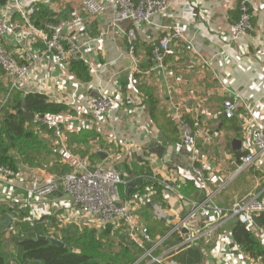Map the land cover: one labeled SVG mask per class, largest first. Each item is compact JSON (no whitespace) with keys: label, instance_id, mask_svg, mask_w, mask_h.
I'll return each instance as SVG.
<instances>
[{"label":"crops","instance_id":"crops-1","mask_svg":"<svg viewBox=\"0 0 264 264\" xmlns=\"http://www.w3.org/2000/svg\"><path fill=\"white\" fill-rule=\"evenodd\" d=\"M79 1L52 0L51 7L59 9L63 17L79 6ZM167 2L165 16L156 15L151 25L135 28L136 70L131 69L127 55L128 24L113 26L111 9L105 6L98 17L75 35L77 42L95 39L84 49L91 78L89 82L76 80L80 84L76 96H72L75 82L72 77L40 83L46 71L59 75L56 67L36 71L21 91L44 93L50 100L68 107L70 111L66 114L71 124L66 122L63 126L66 141L69 135L81 130L94 131L96 144L90 150L107 156L96 163L112 166L126 175L150 172L148 176L168 184H180L186 178L195 180L194 165L205 166L207 183L203 191L212 193V203L221 208H230L253 192L262 196L264 187L262 190L258 187L264 185L263 169L238 173L235 170L237 155H245L252 147L251 132L255 125L264 128V0H250L253 30L248 37L236 41L231 36L238 0ZM174 29L180 30L185 40L173 42L163 68H156L151 43ZM100 94L115 102L116 122L88 111L89 99ZM237 95L247 110L241 105L232 118H224L223 101H233ZM179 118L189 124L196 136L194 150L182 144ZM159 137L167 144L162 159L152 153L161 146ZM46 140L54 147L52 134ZM233 140L240 142L237 149L232 146ZM224 182L225 187L216 191ZM163 199L167 207L162 208L169 220H179L190 208L188 202H181L175 194L167 197L163 194ZM51 202L54 205L39 206L36 216L61 212L63 223H70L66 211L70 200L58 193ZM255 217L254 225L261 229ZM218 218L212 215L199 219L194 226L198 227L201 220L208 227L214 226ZM231 244L227 223L214 231L198 264H249L250 259ZM261 245L264 248V242ZM170 246L169 242L167 247ZM180 256L177 252L176 263L187 264L185 258L182 259L186 263L179 260ZM190 261L196 263L194 258Z\"/></svg>","mask_w":264,"mask_h":264},{"label":"built area","instance_id":"built-area-1","mask_svg":"<svg viewBox=\"0 0 264 264\" xmlns=\"http://www.w3.org/2000/svg\"><path fill=\"white\" fill-rule=\"evenodd\" d=\"M51 4L52 0H6L1 8L0 40L7 41L0 42V69L11 90L22 92L23 84L31 80L36 71L56 67L59 75L54 76L50 71H46V76L40 80V83L45 84L48 80L58 82L59 78L72 77L75 80L72 96L75 97L80 84L76 83V79L71 74L70 64L77 60L86 64L84 49L95 42V39L77 42L75 35L98 17L105 6L111 9L113 26L128 24L125 30L127 55L131 69L136 70L135 28L151 25L154 16H165L169 8L167 0H80L79 6H75L66 18L52 23L35 24L33 16L38 6L51 7ZM250 5V0L237 2V19L232 24L231 36L234 41L248 37L253 30ZM52 9L55 16L60 13L59 9ZM181 40H185L184 34L174 29L151 43V56L156 68H163L170 45ZM88 105L90 113L100 118L112 119L114 122L118 120L115 114V102L105 95L100 94L90 98ZM241 105L247 110L245 102L239 95L233 101L224 100L222 103L224 118H232ZM66 113L34 116L31 123L43 124L51 131L54 151L61 162L71 168L69 173L55 177L42 168L23 164L18 166L16 173L0 167V207L5 204L11 208L7 215L10 221L2 226L4 237H22L24 232L20 228L22 219L19 213L27 208L29 217L24 220L33 225V221L40 217L36 216L39 206L47 203L54 205L51 202L52 196L62 193L70 200L66 209L70 215V223L85 224L89 227L122 224L125 227L127 241L140 251L139 257L133 264H177L175 256L178 250L201 243L207 246L217 228L234 221L247 226L259 242H264V231L254 225V217L264 213V197L258 192H253L230 208L214 205L211 201L213 194L203 191L206 190L207 183L205 166L193 169L197 187L206 194L201 202L185 198L180 193V184L158 181L164 196L175 194L181 202L189 203L188 212L179 220H169L158 203V205L150 203L153 199H150L153 195L150 190L142 197L136 195L132 200H122L119 187L126 184V174H122L112 166L91 164L87 158H81L68 149L63 126L66 122L71 124V121ZM177 121L182 144L194 150L196 136L192 133L189 124L181 118ZM255 127L251 132L252 147L240 158L235 173L245 169L264 170V128L257 124ZM225 185V182L219 185L216 191L221 190ZM146 202L152 205V215L157 219H164L168 228L163 235L156 238L150 236L138 214L139 206ZM212 215L219 216L216 225L206 226L202 230L194 226L196 220L207 219ZM184 228L188 231L187 238L182 237L181 231ZM173 240H176L177 244L167 247V244ZM206 254L207 252H204V255ZM255 263L254 260H249V264ZM10 264L17 263L11 261Z\"/></svg>","mask_w":264,"mask_h":264},{"label":"trees","instance_id":"trees-1","mask_svg":"<svg viewBox=\"0 0 264 264\" xmlns=\"http://www.w3.org/2000/svg\"><path fill=\"white\" fill-rule=\"evenodd\" d=\"M5 3L6 0H0V11ZM55 15L51 7L39 5L33 19L35 24L41 25L64 19L68 13L63 17L58 13L57 16ZM69 69L76 80L89 82L90 71L83 61H74L70 64ZM3 79V73H0V167L16 173L18 166L23 164L28 167L42 168L55 177L69 173L71 168L61 162L50 142H43L51 134V131L43 124H32L19 118L22 115L23 103L27 110L37 117L66 113L70 111L68 107L50 100L44 94H23L18 90H11ZM139 90L144 92L143 87H139ZM152 109L150 107L151 113ZM95 137V132L91 130L73 133L68 136V149L81 158H87L91 164L100 162L97 152L90 150L96 144ZM99 146L101 149L102 146ZM242 155L244 154L237 155V164ZM194 166L199 167L198 164ZM140 174L129 173L127 175L126 184L119 187L122 200H132L136 195L142 197L150 190L154 193L153 201L166 208L167 204L164 202L157 179L148 176L151 175L150 172L144 174L141 172ZM130 184H133L134 187L131 192H128ZM180 185L181 194L185 198L195 199L197 202L205 199V194L197 187L195 180L186 178ZM263 187L264 185H260L258 189L262 190ZM262 197H264V191ZM153 201L150 203H154ZM151 209L152 205L146 202L139 206L138 214L150 236L156 238L163 235L168 228L165 226L164 219L152 216ZM10 211L11 208L8 205L3 204L0 207V223ZM61 215V212L45 214L34 220L33 225H30L28 221L24 220L29 217L28 209L22 210L19 213L22 219L20 228L24 232L22 237L6 238L1 233L2 227H0V264H10L11 260L17 264H133L139 257L140 251L134 244L127 241L125 227L122 224L89 227L79 223H63V220L60 219ZM255 222L264 231V213L257 215ZM206 224L201 220L198 227L202 230ZM38 237L59 240L64 244V247L52 245L48 239L42 240ZM230 239L244 256L259 264H264V248L247 226L238 221L231 222ZM170 243L177 244L176 240ZM7 247L12 248L10 252L5 251ZM186 249L188 256H180L179 260L186 263L182 259L185 258L187 264H192L190 258L192 260L194 258L195 264L200 263L204 245L201 243Z\"/></svg>","mask_w":264,"mask_h":264},{"label":"water","instance_id":"water-1","mask_svg":"<svg viewBox=\"0 0 264 264\" xmlns=\"http://www.w3.org/2000/svg\"><path fill=\"white\" fill-rule=\"evenodd\" d=\"M74 61H72L71 63H73ZM21 120H24L25 122H32L33 119H34V115L32 113H30L28 110H27V107L26 105L23 103L22 105V115L19 117ZM159 140H161V146L160 148H158L157 150H153L152 153H154L155 155H157V157L159 159H162L163 155L165 154V150H166V142L161 138L159 137ZM44 143H47V140H44L43 141ZM232 146L234 147V149H237L240 145V142L237 141V140H233L232 142ZM102 160H105L107 158V156L105 154H103L102 152H97L96 153ZM133 184H130L129 187H128V192H131L132 189H133ZM10 221V219L7 217L3 222L2 224H0V227L1 226H5L8 222ZM187 229L184 228L182 229L181 233H182V237L183 238H187ZM38 239H42V240H45V239H48V241L52 244V245H55V246H58L60 248H63L64 247V244L59 241V240H56V239H53V238H50V237H38ZM231 246H233V244H231Z\"/></svg>","mask_w":264,"mask_h":264},{"label":"rangeland","instance_id":"rangeland-1","mask_svg":"<svg viewBox=\"0 0 264 264\" xmlns=\"http://www.w3.org/2000/svg\"><path fill=\"white\" fill-rule=\"evenodd\" d=\"M0 73L2 74V71H1V70H0ZM64 198H67V199H68V197H67L66 195H64ZM2 232H3V231L1 230V233H2ZM10 250H11V247H7L5 251L10 252ZM179 253H180L181 256H185V255L187 254V249H186V248H183V249H181V250L179 251ZM11 261H13V260H11ZM11 261H10V262H11Z\"/></svg>","mask_w":264,"mask_h":264}]
</instances>
